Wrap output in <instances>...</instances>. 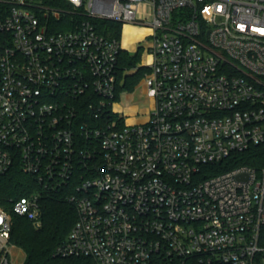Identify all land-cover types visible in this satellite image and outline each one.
Masks as SVG:
<instances>
[{"label": "built area", "instance_id": "2783aa9c", "mask_svg": "<svg viewBox=\"0 0 264 264\" xmlns=\"http://www.w3.org/2000/svg\"><path fill=\"white\" fill-rule=\"evenodd\" d=\"M65 1L0 0V174L39 187L0 206V264L12 214L40 227L41 196L65 188L77 220L57 257L264 264V0ZM96 21L151 32L145 123L110 118L124 45ZM253 149L262 164L210 175Z\"/></svg>", "mask_w": 264, "mask_h": 264}, {"label": "trees", "instance_id": "16d2710c", "mask_svg": "<svg viewBox=\"0 0 264 264\" xmlns=\"http://www.w3.org/2000/svg\"><path fill=\"white\" fill-rule=\"evenodd\" d=\"M47 4L58 9H68L69 7L65 0H47ZM67 20H69L68 17L63 18L62 22L54 28L66 30L67 25L64 26L63 23ZM95 25L99 32L105 36L112 33L114 37L120 39L122 31L120 24L96 21ZM140 55L141 50L135 55L123 52L119 65L123 66L122 69L134 68ZM144 74L145 70L139 69L134 77H127L123 89L132 91ZM110 118L117 121L118 128L123 126V117L112 115ZM257 151L253 149L249 153L236 154L220 164L209 167L210 175H217L241 165L257 166L262 164L260 153ZM38 188L32 178L23 174L20 167L16 165L7 173L0 174V206L10 209L9 199L16 200L28 196ZM70 194L71 188H65L41 196L42 225L39 228L34 227L32 220L28 217L12 214L11 242L24 251V264H94L91 259L83 257L61 258L55 256L57 248L66 240L77 220V211L68 201ZM260 239L261 244L264 245V227L261 229Z\"/></svg>", "mask_w": 264, "mask_h": 264}, {"label": "crops", "instance_id": "0c3cea01", "mask_svg": "<svg viewBox=\"0 0 264 264\" xmlns=\"http://www.w3.org/2000/svg\"><path fill=\"white\" fill-rule=\"evenodd\" d=\"M126 31L129 32V41L127 43L124 42ZM150 34L151 32L149 29L138 28V27L131 26V25L122 27V37L120 40L123 42V45H124L123 52H127L130 55H135L139 50H141L140 59L136 67L130 68V69H122L123 66L119 65L118 76H117L119 79V89H120L119 93L121 91L129 93L127 95V98L129 100L134 99V96H133L134 91L138 90L141 87H142V90H144V83H143L144 77L150 72L149 66H146L147 63H149L152 60L150 54L148 53L146 49V46H147L146 40ZM139 69L145 70V74L142 76L141 80L138 82V84L134 87L132 91L124 90L123 87L125 85L126 78L134 77ZM141 95L142 94L140 93L139 99L141 100L145 99L141 97ZM114 110L116 111L118 115H120V117L124 118V121L126 122V124L132 125V124L145 123L147 121V115L150 111V108L145 110L146 112H144V114H142L143 116L141 117L138 116L139 113H138L137 107L132 106L130 107V109L123 110L122 107H119L118 104L115 103Z\"/></svg>", "mask_w": 264, "mask_h": 264}, {"label": "rangeland", "instance_id": "374dc122", "mask_svg": "<svg viewBox=\"0 0 264 264\" xmlns=\"http://www.w3.org/2000/svg\"><path fill=\"white\" fill-rule=\"evenodd\" d=\"M69 8L70 7H68V9ZM70 26L71 25L68 23L67 24V29L70 28ZM107 36L114 37L112 35V33L108 34ZM121 37H122V31H121ZM121 37H120V39H121ZM114 38H116V37H114ZM141 92H142V87L139 88L138 90L134 91V93H133L134 99L133 100H129L127 98V95L129 93L121 91L119 93L118 99L116 100V103L118 104L119 107H122L123 110L130 109V107H132V106L133 107H137L138 108V113H139L138 116L141 117V116H143L142 114H144V112H146L145 110L149 109L150 106H151L150 100H147V99H142L141 100V99H139V95H140ZM34 227L39 228L38 226H35V225H34ZM13 254H14V258H15V263L16 264H24V262H25V253H24V251L21 248H19L15 244H14Z\"/></svg>", "mask_w": 264, "mask_h": 264}, {"label": "bare ground", "instance_id": "6f19581e", "mask_svg": "<svg viewBox=\"0 0 264 264\" xmlns=\"http://www.w3.org/2000/svg\"><path fill=\"white\" fill-rule=\"evenodd\" d=\"M128 31V29H127ZM126 31L124 42L127 43L129 41V32ZM147 32V31H146Z\"/></svg>", "mask_w": 264, "mask_h": 264}]
</instances>
